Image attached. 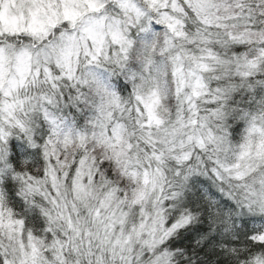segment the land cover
<instances>
[{
  "label": "clouds",
  "instance_id": "clouds-1",
  "mask_svg": "<svg viewBox=\"0 0 264 264\" xmlns=\"http://www.w3.org/2000/svg\"><path fill=\"white\" fill-rule=\"evenodd\" d=\"M262 53L264 0H0V126L15 141L0 252L56 264L54 241L72 238L103 264L264 261V135L249 132L251 116L264 128V71L251 94L217 91ZM16 120L41 148L53 138L68 163L55 178Z\"/></svg>",
  "mask_w": 264,
  "mask_h": 264
},
{
  "label": "snow or ice",
  "instance_id": "snow-or-ice-1",
  "mask_svg": "<svg viewBox=\"0 0 264 264\" xmlns=\"http://www.w3.org/2000/svg\"><path fill=\"white\" fill-rule=\"evenodd\" d=\"M239 51V49H237ZM264 55V53H262ZM206 67V65L204 66ZM244 71H239L237 73V76L239 78V83H234L228 85L227 88L223 89H218L217 91L221 93L219 99L227 101L228 96L235 94L239 95L241 91H244L245 88L249 91V94H251L253 88H254V83H253V77L256 75H259L261 71H264V66H262L259 61H254V60H249L246 62ZM255 85H261L264 86V80H257L255 81ZM247 99V97H246ZM235 101H233L234 103ZM255 103V100L252 101ZM262 104H264V100L261 101ZM245 118L249 119V114H245ZM45 119L49 120V117L47 113H45ZM259 119L264 120V112L261 113ZM257 117L256 116H251L249 119L250 123V128L249 132H259L262 135H264V128L258 127L257 126ZM50 123L53 124V132L55 134V118H51L49 120ZM12 128H14L16 131H18L21 136L24 138V145L28 148H35L37 153H42L44 157V162L46 164L45 167V173L51 172L53 174V178H55V168L56 166L60 167H66L68 166L67 161L63 156H60L57 158L56 153H55V148L50 147L51 145L55 144V141L53 140L52 137H49L47 141L43 140L42 138L40 139V145L43 147L37 146L36 140L34 139L33 135V130L29 126H27L23 121L21 120H16L13 125H11ZM47 135V134H46ZM80 142L81 145L84 144L85 139L83 136L80 137ZM12 145L15 146V141L12 139V133L10 130L6 129L3 126H0V158H3L7 154V146ZM187 159V156L184 157ZM86 159H81L79 161V164L82 167L85 166ZM94 160V158H92ZM71 167L77 171L79 174L80 169L77 168V165L73 163ZM88 167H91V165H88ZM47 215V213H45ZM123 223V221H121ZM140 228H143V225H140ZM132 232H135L137 236H139V231L135 228V226L131 230ZM77 236L80 235L79 232L76 234ZM131 234L129 233L126 236V240H131ZM72 238H69L68 240H65L63 243L60 241H54V248H55V259H56V264H67V260L65 259V252L64 248L65 246L70 245L72 248V251L79 257V256H87L89 257L87 264H103V258L102 256H97L95 253L92 251L93 245L91 243L88 244L87 249H84L82 247H78L76 244L71 243ZM260 239L264 240V237H260ZM119 243V240L117 241ZM176 247V245H174ZM130 251V250H129ZM39 252V249L36 247H33L32 249V256L34 257V264H41V261L39 258H37V253ZM47 253H45V256ZM119 259L121 261V264H131L132 258L130 256H125L121 254L119 256ZM0 264H10L9 259H7V253L0 252ZM43 264H46V261L43 262ZM77 264H80L79 260H77ZM258 264H264V261H258Z\"/></svg>",
  "mask_w": 264,
  "mask_h": 264
}]
</instances>
